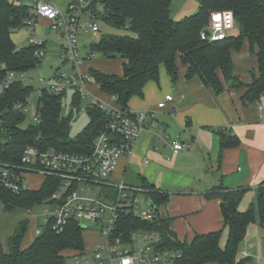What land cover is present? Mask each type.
Listing matches in <instances>:
<instances>
[{
    "label": "trees",
    "instance_id": "obj_1",
    "mask_svg": "<svg viewBox=\"0 0 264 264\" xmlns=\"http://www.w3.org/2000/svg\"><path fill=\"white\" fill-rule=\"evenodd\" d=\"M172 0H105L103 22L115 28H124L125 33L102 34L90 44L88 56L100 52L108 58L119 57L123 62V73H106L89 69L102 92L116 97L123 107H129L134 95L143 96L149 80L159 81L160 67L164 65L175 82L179 77V62L186 67V78L198 76L203 84L220 94L226 86L245 87L244 103L261 100L264 96V0H199L195 13L175 20L171 16ZM232 10L236 20V31L221 40H212L207 28L214 11ZM27 11L8 0H0V80L7 72H28L40 61L32 44L18 46L12 39L11 29L23 24ZM257 57V67L250 71L251 80L244 83L235 73L233 50H240L244 41ZM34 90L33 85L13 81L0 93V163L20 162L23 150L28 145L41 149L55 148L71 152L87 153L109 119V114L97 105H86L90 121L75 137L70 136L72 114L62 112L61 96L44 91L38 99L39 122L31 121L20 126L27 113L19 103L27 105L26 97ZM65 94V93H63ZM82 95L74 91L73 104L80 106ZM221 149L240 144V139L227 131L216 128ZM155 204L153 220L143 219L134 213L123 211L115 234L130 240L136 229L154 230L162 236V246L180 250L181 256L167 264H247L238 259L240 242L247 228L257 217L264 225V180L257 187L255 204L246 210L239 203L246 188H230L220 183L206 193L221 199L223 227L205 233H195L191 240H180L171 228V217L160 213L158 205L169 201V193L156 185L139 180ZM56 179L48 177L40 188H30L14 193L0 186V202L6 210L16 207L30 209L42 203L56 189ZM228 228L227 240L221 245L223 229ZM27 222L21 220L9 239L5 250L0 241V264H68L70 257L85 251L84 228L71 219L61 230L49 222L34 236L29 245H23L27 233Z\"/></svg>",
    "mask_w": 264,
    "mask_h": 264
},
{
    "label": "built area",
    "instance_id": "obj_2",
    "mask_svg": "<svg viewBox=\"0 0 264 264\" xmlns=\"http://www.w3.org/2000/svg\"><path fill=\"white\" fill-rule=\"evenodd\" d=\"M8 1L26 8L23 24L31 31L29 42L36 46L35 54L39 57L46 54V47L45 40L39 39L35 34V27L40 19H46L52 31L58 35L59 56L67 68L56 70L49 78L38 76L37 79L27 75L25 71H9L0 80V93L16 80L33 85V92L26 97L27 105H16L28 113V105L34 96L39 99L44 91H49L62 94V102L65 95L63 93L70 88L79 90L82 97L88 100L87 104L97 105L110 116L87 153L53 147L41 149L28 145L23 150L20 162H1L0 186L20 193L30 189L31 185L27 181L29 175H40L43 182L48 177H54L56 189L42 202L49 207L36 215L35 231L38 234L42 230L38 225L39 217L44 219L45 224L50 222L56 230L63 229L71 219H75L84 229L89 227L87 221L100 224L98 231L103 240L95 246V262L92 264H167L180 257V250L161 245L162 236L157 231L136 229L130 240L125 239L122 234H115L123 211L147 220L156 217L149 205L143 214H139L137 210L139 193H147V189L123 179L115 180L113 173L122 156L130 157L135 152L139 137L147 125H156L158 122L155 120L154 110L123 108L113 95H109L107 99L93 95L87 84L96 83L95 78L78 71V65L84 58L80 37L89 32L101 33L100 21L105 12V0H64L62 3L58 0ZM211 17V23L203 36L221 40L236 29L232 10L214 11ZM35 80L36 85L33 84ZM173 98L172 94H167L157 106L162 108L167 100ZM261 104L264 105V96ZM35 106L33 120L27 116L26 126L31 121L40 120L37 113L38 101ZM165 137H169V134L166 133ZM170 145L175 151L188 147L178 139L172 140Z\"/></svg>",
    "mask_w": 264,
    "mask_h": 264
},
{
    "label": "crops",
    "instance_id": "obj_3",
    "mask_svg": "<svg viewBox=\"0 0 264 264\" xmlns=\"http://www.w3.org/2000/svg\"><path fill=\"white\" fill-rule=\"evenodd\" d=\"M39 21L46 22V19ZM245 42L247 45L240 51L241 55L233 50L232 58L235 62L241 58L240 68L234 62L235 73L240 77L243 73V82L247 84L251 80L250 71L257 67V57L250 52L247 40L243 45ZM83 43L82 61L89 57V50L84 49L86 41ZM78 71L83 75L89 73V70L80 72L79 67ZM108 72L121 75L123 69ZM159 79L158 82L149 80L143 96L134 95L129 100L128 106L134 110H154L158 123H149L139 137L135 152L130 157L124 155L119 159L123 173L120 179H114L127 180L129 176L128 183L139 185V180L144 177L160 190L168 192L169 201L165 205L166 215L171 217V228L180 240H191L195 233L223 227L221 199L206 195L218 184L246 188L239 203L240 210L244 211L255 204L257 187L264 180V105L261 100L244 103L242 96L245 87L226 86L220 94H216L198 76L186 78V67L180 62L179 77L175 82L164 65L160 67ZM91 84H87L88 89ZM89 91L101 99L109 97L98 84L97 93ZM167 94H172L173 100H167L165 106L159 108L158 103ZM176 123L185 133H194L191 138L193 149L190 150L191 143L181 134L173 135L170 131ZM216 128H226L240 139V144L221 149ZM166 133L169 137H165ZM175 139L188 147L175 151L170 145ZM163 151L170 155L164 156ZM132 157L143 162L144 168L141 169L138 164L131 168L129 162ZM258 219L249 224L239 246L237 258L246 259L247 264H264V225ZM18 222L12 226L11 220L10 229L5 233L7 248ZM32 240L33 237H25L23 245H29Z\"/></svg>",
    "mask_w": 264,
    "mask_h": 264
},
{
    "label": "rangeland",
    "instance_id": "obj_4",
    "mask_svg": "<svg viewBox=\"0 0 264 264\" xmlns=\"http://www.w3.org/2000/svg\"><path fill=\"white\" fill-rule=\"evenodd\" d=\"M59 3H62L64 0H58ZM199 0H172L171 1V16L175 20H180L185 16L191 15L195 13L198 9ZM101 25V32H104L105 34L109 33H125L127 32L124 28H115L110 25H107L105 22L100 21ZM236 31V30H234ZM31 34L30 29L25 25L21 24L15 28L11 29V35L12 39L18 46L27 45L29 44V36ZM35 34L38 36L39 39L45 40V47H46V54L40 58L39 63L37 66H35L30 71L26 72L27 75L32 76L33 78H36L38 76H44V77H51L53 73L58 69H65L67 66H65L62 63V60L59 56V50H60V40L57 38V34L52 31L49 24L46 22L38 21L36 23L35 27ZM102 33L100 34H94V33H87L82 34L80 37V44H82L84 41H86V46L84 49L87 51L90 48V44L94 40H98ZM84 44V43H83ZM245 44L242 46L238 52L242 51L243 48L246 46ZM83 50V49H82ZM241 55V52L239 53ZM254 58V57H253ZM241 60L238 59L235 63L237 64V67L240 68L241 64L239 63ZM256 60V58H255ZM80 72L86 73L89 68H94L96 70H100L106 73L110 72H116V70L123 69V62L119 57H112L108 58L103 54H100L99 52H94L91 54V56L86 57L79 65ZM244 69H247L246 66H243ZM108 70V71H106ZM244 74L242 73V76L240 79L243 81ZM160 80V79H159ZM34 85H36V80L33 82ZM89 89L97 93V84L93 83L90 85ZM73 96H74V90L68 88L67 92L65 93L63 100H62V112L64 115L72 114V121L70 125V136L75 137L78 133L83 131L86 126L88 125L90 121V116L85 109L88 100L84 97L82 98L81 105L75 106L73 104ZM37 97L34 96L32 100L30 101V104L28 105V118H31L33 120V114L36 109L37 104ZM20 124L23 127H26V124ZM173 135H179L181 134L187 142L191 143L190 150L193 149V142L191 140L194 133H185L184 129L176 123L173 126V130H170ZM164 156L170 155L169 152L163 151ZM151 160V157H148ZM167 158L165 159V164H167ZM130 167L133 168L135 164H138L141 169L144 167L143 162L138 161L135 158L130 159ZM123 170L121 166L119 165V162L116 166V169L113 173V177H116L117 179H120L122 177ZM133 173V171H132ZM27 181L30 183V188L38 189L43 183V177L40 175H29L27 177ZM126 182H130L129 176H127ZM138 213L143 214L144 210L148 206V202L150 200V197L147 193H139L138 196ZM167 205H158V211L160 213H164L166 215L167 213ZM49 207L46 203H38L31 207L30 209L23 208V207H16L13 210H6L3 206V204L0 202V241L2 242L3 246L5 247V250H7L6 243L4 240L6 239L5 233L8 232L10 229V222L12 220V226L16 222H20L21 220H24L27 222V233L25 237H33L37 235L35 228L37 226V214H40L44 208ZM31 210V211H29ZM84 221V220H83ZM259 222V219L257 220ZM18 222V223H19ZM17 223V225H18ZM88 228L84 229V239H85V253H77L75 254V257H70L68 259V264H92L95 262L94 256L96 255V252L94 251L95 246L103 240L102 235L98 231L100 229V224L96 222L87 221ZM16 225V226H17ZM38 225L40 227H44L45 221L41 217H39ZM16 228V227H15ZM90 229H93L90 231ZM228 235V228L225 227L222 232L221 236V245L224 246L227 240ZM2 238V239H1ZM145 243V242H144ZM147 244V243H146ZM77 260V262H76Z\"/></svg>",
    "mask_w": 264,
    "mask_h": 264
},
{
    "label": "water",
    "instance_id": "obj_5",
    "mask_svg": "<svg viewBox=\"0 0 264 264\" xmlns=\"http://www.w3.org/2000/svg\"><path fill=\"white\" fill-rule=\"evenodd\" d=\"M148 205L151 209H154L155 208V204L153 203V201L150 199L149 202H148Z\"/></svg>",
    "mask_w": 264,
    "mask_h": 264
}]
</instances>
